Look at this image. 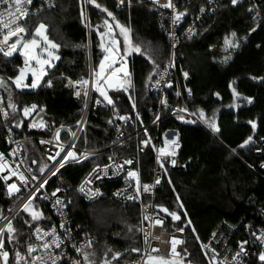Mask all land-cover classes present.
Instances as JSON below:
<instances>
[{"label": "trees", "instance_id": "16d2710c", "mask_svg": "<svg viewBox=\"0 0 264 264\" xmlns=\"http://www.w3.org/2000/svg\"><path fill=\"white\" fill-rule=\"evenodd\" d=\"M52 1L54 9L33 13L27 19L30 31L39 23L47 25L49 38L60 45V59L44 81L50 79L52 86H43L42 83L35 90L17 91L8 78L18 74L22 60L17 54L11 58L0 54V77L7 82L12 102L17 105V112L13 113L7 107L9 91L0 88L4 106L11 115L8 126L15 140L24 139L21 142L24 163L36 176H41L40 168L44 166L46 171L49 163L33 138L48 137L53 127L59 124L71 126L77 120L83 97L72 95L71 89L65 86L66 79H88L90 68L92 71L98 68L104 53L99 47L100 38L95 29L101 25L99 30H104V19L115 23L106 13H101L90 4H82L81 0ZM202 1L192 0L188 9L196 10ZM227 2H221L200 32L194 38L182 41L178 48L181 55L178 66L188 74L186 87L191 92V95H183L181 103L190 113H197L194 116L202 125L182 122L176 116L162 123V128L173 129L179 134V163L182 168L164 174L156 193L155 206L165 220L166 231L184 229L182 254L184 249L188 253L184 264H209L200 245L221 221L235 226L243 219L253 227L264 226V180L255 170L258 159L254 154L264 143V79H261L264 78V0H252L261 14L259 20L246 11L245 5L233 6ZM97 3L111 11L116 21L131 29L133 43L139 45L144 53H132L127 57L132 90L127 93L109 92L114 99V108L127 112L134 96L138 104L145 103L151 110L154 109L155 100L147 96V87L154 72L167 60L169 46L156 26L149 5L146 0H131V6L119 9L114 0H97ZM82 8L85 24H89L90 28L81 23ZM253 28L256 31L253 32ZM115 32L122 49L123 38L119 36L118 29ZM233 32L239 47L229 48L226 52L224 38L231 37ZM228 56L231 58L225 60ZM149 60L155 63V68ZM233 89L239 94L235 102ZM92 96H96L94 92ZM245 98H251L252 102L237 106ZM32 104L38 106L37 112L39 108H44L47 114L44 119L47 127L41 131L30 129L28 124L32 116L24 119L21 114L23 107ZM198 110H203L207 118L215 120L218 132L198 118ZM108 117L106 111L89 110L85 127L88 150L98 151L110 145L112 132L107 127ZM148 118L146 114V120ZM21 120L22 126L14 127ZM249 121H255V130ZM3 136L0 122V153L6 154L8 148ZM249 136L252 141L240 147ZM81 143L80 138L79 145ZM109 154L120 157L132 155L134 142L100 153L83 163L66 165L48 181V187L60 185L65 189L72 223L82 225L96 236L97 241L84 251L95 264H103L105 258L110 262L116 261L111 259L114 253L120 254V260L131 258L140 251L138 211L134 205H123L106 197L85 203L76 192L77 184L88 169L102 163ZM150 161V151L140 157L142 171L148 169ZM17 200L16 196L8 197L0 180V214ZM33 204L44 216V219L34 222L33 227L48 226L51 219L46 206L37 199L33 200ZM157 206L176 212L180 220L173 221ZM23 219L30 221L31 217L20 210L13 220L14 227L21 230L17 233L21 243L30 240L32 229L23 223ZM241 238L238 229L235 239ZM16 247L23 252L20 244ZM5 249L11 258L13 244L5 240ZM247 264H261V261L255 254Z\"/></svg>", "mask_w": 264, "mask_h": 264}, {"label": "built area", "instance_id": "2783aa9c", "mask_svg": "<svg viewBox=\"0 0 264 264\" xmlns=\"http://www.w3.org/2000/svg\"><path fill=\"white\" fill-rule=\"evenodd\" d=\"M114 1L117 6V0ZM191 1L192 0H173L177 11L186 13L179 24L173 25L171 9L159 8L158 6L153 5L151 0H146L151 13L154 15L156 26L162 32L164 39L169 46V54L167 60L160 68H158L154 72L153 79L147 87V96L155 100L154 109L151 110V108L147 107L145 103L138 104L135 100V97L133 96L130 109L127 112H122L115 109L111 105H107V103L103 101V99H100L97 96H92L93 90L91 89V85H89L87 107H85V98L83 97V95H81L80 97H83V105L78 112L77 120L71 126L59 124L51 129L50 135L48 137L33 138L36 141L41 154L49 163V166L43 173V175H35L38 178L37 180L31 179V175L34 174L29 171L24 163L23 151L21 148V142L24 139L15 140L13 138V132L8 126L11 115L6 110L4 103L0 105V107H3L4 110L8 113V119H5L4 116L0 114V122L4 133L3 141L8 148V151L6 152V154H4V156L9 162L10 167L16 168L17 166H19V171L25 173L26 179L28 181L27 186H25L22 185L16 177H11L9 182L11 184H17V186L21 190L20 192L15 193L12 196L18 197V200L2 215L14 220L20 212L22 205L28 200V197L31 195V193L35 191V188L38 186V182L47 180V184H45V186L36 193L35 199L41 201L46 206L51 222L48 226H34L30 231V240L28 241V243H39L35 239V236L32 235L35 227L38 226L47 231L54 225L56 227L57 234L63 241L59 249H55L53 247L54 253L64 254L61 264H72L73 260H80L81 264H83L82 255L77 254L73 245H75L76 247H82L83 251H86L89 247L83 246L87 245L88 242H91L92 246L97 241V238L96 236L91 235L82 225H76L72 223L71 217L69 215L68 202L66 201L65 189L60 185L48 187V181L54 176L51 174V172L55 170L52 167L53 161L49 160L48 157L49 155H54L55 152L59 150V147L55 141H53V143L44 144H42L41 141L53 140V134L56 129H60V143H64L66 147L70 146L72 143H75L74 151H76L78 154L90 153L91 155L89 156V158L106 152L110 149L120 147L128 142H134V154L128 155L126 157H120L117 154H109L102 163H97L90 167V169H88V171L82 177L76 187L77 194L85 203L95 202L103 197H106L117 203L123 205H134L137 208L140 231V251L137 255L131 258L112 261L110 262V264H143V261L149 254L153 256L168 257L171 250V240L175 238L183 241V232L181 233L180 231H178L179 228L172 232H168L165 230V220L158 214L155 206L156 193L160 188V184L156 185L155 180L159 178L161 183V180L165 173L182 168L181 164L179 163V153L181 150L180 142L178 141L179 148L176 150L177 154L174 157L161 158L165 165L164 168H161L157 163V151L154 149L158 150L163 146L165 137L171 139L177 134L173 129L162 128V123L171 117H177L178 114L176 112V109L185 108L181 103L183 95H189V89L186 87V82L189 79L188 74L187 78H185L184 73L186 72L180 70L178 66V61L181 59V55L178 53L180 43L184 40L194 38L202 29L205 21L215 12L221 2L228 1L231 3V0H212L211 3H209V0H204L197 6L196 10H190L188 9V4H190ZM165 2L166 0H160L161 4ZM238 4L245 5L246 11L255 20L260 19L261 14L252 0H241V2ZM123 6L129 7L127 0H125L124 4L120 5L119 7L117 6V8L120 9ZM201 7L205 9L203 13L200 12ZM44 9H54L53 1L33 0V4L30 6L31 13H37ZM249 9H252V11H249ZM21 23H23V21ZM189 29H192L191 34L188 31ZM173 45L175 46L173 47ZM15 54L19 56L18 53ZM57 54L60 56V50H58ZM19 58L22 60V62L18 69L20 67H23V58L20 56ZM58 61L59 60L53 61L54 66L50 69H46L47 75L41 80V84L44 83L43 86H46V82L44 81ZM116 65L119 67V64ZM92 78V73L90 71L88 80L91 81ZM68 80L69 79H66L65 85L68 84ZM8 81L11 83V80L9 78ZM25 83H31L30 74L27 76ZM12 85L16 89L15 85ZM166 85L171 86L168 87ZM67 88L71 89L72 95L74 97H77L75 95V92L79 90L78 88H74L71 86H68ZM29 89L30 88H25L23 90ZM16 90L23 91L20 89ZM177 92H179V95H177ZM97 99L101 100L102 102L100 104H97ZM0 100L3 101L1 94ZM161 101H166V106L165 104H162ZM133 103L135 104L134 109ZM92 108L106 111L109 114L107 127L112 132L110 145L98 151L88 150L85 138L86 120L89 110ZM146 114H148L149 116L148 120H146ZM190 114L191 113L189 111H187V113H179V115H183L186 120H191L202 125L194 115ZM34 115L35 114L33 113L32 117ZM117 115L126 116L128 117V119L122 122L119 119H116ZM157 116H159V119H156ZM109 121H111V123H109ZM61 125H63V128H61ZM35 129L37 131L42 130L39 128ZM69 129L72 132L76 133L75 138L71 137L68 134ZM145 130H147L148 136H145ZM80 138L82 139V143L79 145ZM149 138L151 139V144L145 147L142 141ZM14 149L16 150L15 155L10 156L9 153L13 152ZM149 151L151 152L150 166L146 171H142L140 157L147 154V152ZM63 154L64 153H62L61 155ZM254 154L258 159V161L256 162L255 170L264 180V167L261 166L264 165V143H262L261 146L255 150ZM109 157H112V159L110 160ZM172 159L176 160L175 166L171 164ZM125 160H132L133 164L124 165L123 170L111 167L107 170V174H105L103 171H99L100 169H103L105 165L113 164V162L115 164H123ZM84 161L86 160H82L81 163H83ZM76 164L80 163H67L66 165ZM97 167L98 174L100 176L99 179L95 178L97 173L93 172V169ZM128 170H138L141 183L153 185L151 191L149 193H143L141 189V195L139 197H137L136 199H128V196L136 195L135 182L129 181L128 183H126L125 181ZM29 172L31 173V175H29ZM90 173L92 174L91 177L89 176ZM86 178L91 179V183L84 185L85 191L81 192L79 191V188ZM2 182L5 185V182ZM57 189H60V191L56 192ZM97 189L99 190V193L96 195H92V193ZM53 192H56V196L52 195ZM57 199L62 201L61 205H57L55 203ZM145 216H149L151 220H145ZM156 218L162 219L163 224H153L152 221H154ZM5 224L6 221H0V227H3ZM61 224L64 225V229L60 228ZM238 229H240L242 234V238L240 240L235 239V234ZM262 231H264V226L253 227L251 224L245 223L243 219H241L235 226L221 221L219 225L211 232L204 244L210 245L212 249L219 253L217 257L218 261H223L224 264H234V262L232 261V257L239 251L240 243L243 241H248V243L244 245L245 252L239 257L241 264H247L249 259L253 255L257 254L259 256V252L261 250H264V246H262L260 242L256 240V236L260 235ZM213 233H216L215 237H213ZM253 233H255V235H253ZM145 237H147V241L145 240ZM46 239L51 240V237H47ZM152 249H157V251L153 252ZM177 251L182 253V244L177 245ZM207 255L210 257L212 253L208 252Z\"/></svg>", "mask_w": 264, "mask_h": 264}, {"label": "snow or ice", "instance_id": "6c2138e0", "mask_svg": "<svg viewBox=\"0 0 264 264\" xmlns=\"http://www.w3.org/2000/svg\"><path fill=\"white\" fill-rule=\"evenodd\" d=\"M152 4L158 6L159 8L171 9L172 12V24L177 25L181 22L182 18L186 15L185 12L177 11L173 0H166L165 3L161 4L160 0H151ZM212 0H209L211 3ZM241 0H231V4L236 6L240 3ZM82 4H90L96 9H99L101 13H106L107 17L111 18L115 23H110L108 19L103 20V31L101 32L99 29L101 25H97L95 31L96 35L100 38L99 47L104 52L103 59L100 60L98 68L92 71L93 79L90 81L88 79L81 78L77 81L68 80V84L66 87L71 86L74 88H78L79 90L75 92L77 97L83 95L85 98V107H87V97L89 91V85H91V89L98 93L99 96L103 97V101L107 103V105H111L115 107L114 99L109 96V91H118L127 93L128 89L131 87V73L128 70L126 57L131 55L132 53H137L144 55L141 50V47L135 43H133L131 38V29L127 26L120 24L116 21V17L113 15L111 11H109L106 7H103L101 4L97 3V0H81ZM125 0H117V6L124 4ZM33 4V0H0V54L3 55L4 58H11L15 53H18L20 57L23 58V67L18 69V74L14 78H9L11 83L15 85L16 89L23 90L25 88H31L33 90L37 89L41 80L47 75L46 69H50L54 66L53 61L59 60L60 56L57 54L60 45L51 40L47 34V25L44 23H39L35 26L34 30H29L27 27V19L33 13L30 12V6ZM128 5L131 6V0H128ZM205 9L203 7L200 8V12H204ZM252 11V9H249ZM81 23L85 24V14L82 8L80 14ZM23 21V23H21ZM86 27H91L89 24H85ZM115 29L119 30V36L123 38V48L120 47V41L117 39ZM189 33H192V29L188 30ZM252 31H256L255 28ZM236 33H232L231 37H225L224 51H228L229 48L235 49L239 47V44L235 42ZM246 39V38H245ZM175 45H173L174 47ZM122 52V54H121ZM231 57H225V60L230 59ZM150 63L153 64L155 68L156 65L153 61L149 60ZM119 64V67H115L114 65ZM31 75V83H25V80L28 75ZM185 78H187V73H184ZM253 79H256L253 77ZM264 79V78H261ZM48 87L52 86V81L49 79L46 82ZM170 87L171 85H166ZM0 88L8 90L7 82L3 77H0ZM231 88V85H230ZM9 91L8 95V104L7 107L12 110L13 113L17 112V105L12 102V94ZM179 95V92H177ZM189 95L191 92L189 90ZM218 95V94H217ZM233 100L238 97V93L235 89L232 90ZM248 103H251V98H245ZM102 101L97 99L96 103L100 104ZM162 104H167L166 101H161ZM3 104V101L0 100V105ZM235 107V103L232 105ZM135 108V104L133 103V109ZM38 106L36 104H32L30 106H25L22 109V115L24 119L32 116L34 112H37ZM186 108H178L177 119L181 120L185 123H194L191 120H185L183 115H179V113H187ZM39 112H44V108H39ZM0 114L4 116L5 119H8V113L4 110L3 107H0ZM38 114V113H37ZM190 115H197V113H191ZM198 118L203 121L209 128H211L214 132H218V126L214 119L207 118L203 110H198ZM116 119L120 121H126L128 117L117 115ZM159 119V116L156 117ZM111 123V121H109ZM252 126V129L255 130L256 123L255 121H249ZM23 124V120L18 121L14 127H21ZM79 125V122H78ZM30 129L39 128L45 129L47 127L46 122L43 118L39 120L33 119L31 123L28 124ZM63 128V125H61ZM68 134L75 138L76 133L72 132L70 129L68 130ZM145 136H148L147 130H145ZM178 133L171 139L165 137L163 141V146L160 147L157 151V163L161 168H164L165 165L162 161L163 158L174 157L177 152L176 150L179 148L178 143ZM53 141L58 144L59 150L55 152L54 155H49L48 159L53 161L54 171L51 172L52 175H56L57 172L67 163H81L82 160H87L91 155L86 153H77L74 151L75 143H72L70 146H67L64 143H60V129H56L53 134V140L44 141L41 143H53ZM252 141V137L249 136L240 147H244L248 145ZM145 147L151 144V139H147L142 141ZM15 149L13 152L9 153L10 156L15 155ZM64 153L63 155H61ZM111 160L112 157H109ZM35 163V161H33ZM133 164L132 160H125L123 164H109L105 165L103 169L99 171H103L107 174V170L111 167H115L117 169L123 170L124 165ZM171 164L173 166L176 165V160L172 159ZM264 167V165H261ZM45 171V167L42 166L40 168V173L43 175ZM7 172V175H0V180L5 182V188L7 189V194L9 197H12L15 193L20 192V188L17 184L12 183L9 184L8 181L11 177H16L17 180L20 181L22 185L27 186L28 181L26 179L25 173L19 171V166L16 168L10 167L9 162L5 158L3 153H0V174ZM94 173H97L96 179H99L100 176L98 174V167L93 169ZM29 175L31 173L29 172ZM91 177L92 174L90 173ZM32 180H37L38 178L35 175H31ZM126 183L129 181L135 182V196H128V199H136L141 195V189L143 193H149L153 185L142 184L140 180V175L138 170H128L127 176L125 177ZM91 179L86 178L83 184L80 186L79 191L84 192V185L90 184ZM47 184V180H43L38 182V186L35 188V191L31 193L28 197V200L22 205L21 211L26 213L27 216L31 217V220L23 219V223L28 226L29 229L33 228L34 222H39L44 219L43 213L38 211L34 204L33 200L36 198V193L39 192L44 186ZM155 184H160V179L157 178L155 180ZM60 191L57 189L56 192ZM56 192H53L52 195L56 196ZM99 193L97 189L92 195H96ZM179 200V197H177ZM57 205H61L62 201L57 199L55 202ZM160 212L165 213L166 215L171 216L173 221L180 220V216L177 215L176 212H169V210L162 206H157ZM183 207V205H181ZM186 215V214H185ZM145 220H151L149 216L144 217ZM0 221H6V224L3 227H0V264H61V261L64 257L63 253L56 254L53 251V247L55 249H59L63 241L61 237L57 234L56 227L53 225L49 230L45 231L41 227H35L32 235L35 236V239L39 242L38 244L32 243H21L19 241V237L17 235L20 232V229L14 227L13 220L8 217L0 214ZM155 225H162L163 220L160 218H156L152 221ZM191 223L190 221L188 222ZM61 229H64V225H60ZM68 231V230H65ZM178 231L181 233L184 231L183 228H179ZM193 231H195L193 229ZM215 237L216 233L212 234ZM255 235V233H253ZM47 237H51V240L46 239ZM198 239V237H197ZM5 240L8 243L13 244V251L10 258V253L5 249ZM147 241V237H145ZM256 240L260 242L262 246H264V231L261 232L260 235L256 236ZM184 241L173 238L171 240V250L168 257L164 256H153L147 255L146 259L143 261V264H184V260L187 256V249L183 250V254L177 251V245L183 244ZM248 241H243L240 243L239 251L232 257V261L234 264H241L239 257L241 254L245 252L244 245L247 244ZM17 244L24 249L22 252L19 248L16 247ZM75 247V251L78 255H82L83 264H95L94 261L90 260L89 254L84 252L82 247ZM83 247H91V242H88L87 245ZM201 250L205 252V257L209 260V264H224L223 261H218L217 257L219 253H217L214 249L210 247V245H205L201 243ZM134 251H138V249H133ZM111 251V250H109ZM153 252H156L157 249H152ZM211 252L212 255L209 257L207 254ZM39 253V254H37ZM120 254L114 253L111 257L112 260H118ZM258 259L261 261V264H264V250L259 252ZM72 264H81L80 260H73ZM103 264H110V261L105 258Z\"/></svg>", "mask_w": 264, "mask_h": 264}, {"label": "rangeland", "instance_id": "374dc122", "mask_svg": "<svg viewBox=\"0 0 264 264\" xmlns=\"http://www.w3.org/2000/svg\"><path fill=\"white\" fill-rule=\"evenodd\" d=\"M104 53V52H103ZM122 54V53H121ZM103 56H104V54H103ZM128 57V56H127ZM127 57H126V62H127ZM103 59V58H102ZM115 67H118L117 65H114ZM127 67H128V65H127ZM91 73H92V70H91ZM89 75H90V70H89ZM88 79H89V77H88ZM93 79V78H92ZM94 92V91H93ZM109 92H111V90L109 91ZM94 94L97 96V97H99L100 99H103V97H101V96H99V94L98 93H96V92H94ZM109 94V93H108ZM239 97H237L236 99H235V101L238 99ZM245 104H248V102H247V100L246 99H242L241 100V103H238L237 104V106H240V105H245ZM21 114H22V112H21ZM23 116V115H22ZM43 163V162H42ZM0 175H7V173L5 172V173H2V174H0ZM3 181V180H2ZM8 183L10 184V182L8 181ZM5 191H7L6 190V188H5ZM167 258V257H166Z\"/></svg>", "mask_w": 264, "mask_h": 264}, {"label": "water", "instance_id": "95a60500", "mask_svg": "<svg viewBox=\"0 0 264 264\" xmlns=\"http://www.w3.org/2000/svg\"><path fill=\"white\" fill-rule=\"evenodd\" d=\"M90 71H91V68H90ZM131 86H132V80H131ZM130 89H131V87L128 90H130ZM37 113L32 117L31 122L33 121V119L39 120V119L43 118V120H44L47 116V114L45 112H37Z\"/></svg>", "mask_w": 264, "mask_h": 264}, {"label": "bare ground", "instance_id": "6f19581e", "mask_svg": "<svg viewBox=\"0 0 264 264\" xmlns=\"http://www.w3.org/2000/svg\"><path fill=\"white\" fill-rule=\"evenodd\" d=\"M201 2V1H200ZM203 2V1H202ZM228 3V2H227ZM11 184V183H10Z\"/></svg>", "mask_w": 264, "mask_h": 264}, {"label": "crops", "instance_id": "0c3cea01", "mask_svg": "<svg viewBox=\"0 0 264 264\" xmlns=\"http://www.w3.org/2000/svg\"><path fill=\"white\" fill-rule=\"evenodd\" d=\"M47 85V84H46ZM31 89V88H30ZM22 112V111H21Z\"/></svg>", "mask_w": 264, "mask_h": 264}]
</instances>
